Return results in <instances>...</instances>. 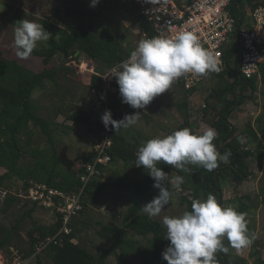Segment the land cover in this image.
<instances>
[{"label":"trees","instance_id":"1","mask_svg":"<svg viewBox=\"0 0 264 264\" xmlns=\"http://www.w3.org/2000/svg\"><path fill=\"white\" fill-rule=\"evenodd\" d=\"M69 1L62 0V4L66 6L65 16H60L62 10L56 6L54 15L51 14L40 21V24L50 34H60L59 38L49 40L47 45L35 49L32 53L43 58V68L40 72L31 71L15 60L3 58L0 52V168L7 170L6 173L0 175V187L6 188L10 193L9 196L0 200V213L2 214H6L13 206L19 204L20 200L17 194L28 192L34 184L44 183L50 188L69 193L81 190L84 185L81 175L88 172L85 165L94 160L95 153L93 152L82 156L84 163L82 167L75 168L73 164H66L56 145L55 131L59 125L39 114V108L33 99L34 92L37 89H46L47 83L58 87L57 76L61 72L65 73L62 68L60 70L59 68L58 70L47 68L46 66L51 60L61 57L65 62L68 60L80 62L83 57L94 61L96 70L102 73L128 59L134 50L130 44L128 32L124 29L116 30L113 27V20L109 21L112 27L101 25L100 18L103 11L112 4L120 5L123 13L128 15L131 22L140 30L143 39L155 37L153 26L142 14L134 0H103L99 8L87 9H75ZM176 1L179 5H189L194 0ZM243 1L236 0L231 5V10L237 18L240 17ZM245 2L244 7L254 8L257 6V3L252 0H245ZM17 18L18 22L21 21L19 16ZM98 26L99 29H97ZM78 52L79 55L76 56ZM236 52L237 50H230L227 54L230 59H234ZM232 63L233 66L231 65L223 74L209 77L192 90H186L180 78L176 80L183 93V101L177 105V110L183 116V121L177 128L166 131L167 135L185 127L196 133L194 130L196 125L192 122L189 111V98L197 92V89L203 88L205 83L212 81L215 85L206 99L207 104L204 106L201 119L216 131L217 136L213 143L216 145L217 151L224 154L231 150L229 160L226 163L221 162L220 166L211 172L199 165L188 164L185 166V170H181L167 165L163 161L157 163V167L168 173V178L173 173H178L182 177L183 182L179 183L177 187L190 190V194L182 197L181 203L185 206L184 212L191 211L193 199H206L209 194H213L217 201L224 206L223 187L230 182L237 189L251 175L249 171L250 159L255 152L253 149H246L248 146L246 143H254L258 153L263 154V145L259 141L256 131L251 125L238 130L231 122V115L236 106H240L246 100L255 99L259 90V82L264 85V64L260 68L261 80L259 81L256 77L246 79L242 76L239 59L235 58ZM85 80L93 93L96 94L104 90V83L98 76L88 75ZM109 101L112 114L120 116L122 119L120 105L116 99H113V93H109ZM90 109L91 107H88L87 110L76 109L70 113L67 120L85 126L99 137L104 125L96 123ZM59 114L60 111L56 110L54 117H58ZM257 121L259 130L264 134L261 127L264 120L258 118ZM37 135L46 136L49 147L46 150H41L39 147L34 148L32 152L29 149H33V139ZM111 136L113 146L108 151L112 157V163L123 161L125 169L130 172V175L125 180L120 169L109 167L111 164L100 166L102 175L94 176L84 188L82 193L84 208L81 212V215L87 216L90 205L101 208L104 205L101 200L110 189L116 191L117 198H121L125 192L134 193L133 204L122 217V226L106 224L99 219L96 221L100 226L96 233L111 244L110 248L97 256L91 250L75 243L79 237L75 222L74 231L70 235L60 236L57 238V243L53 242L41 249L40 247L43 246L47 238L58 234L62 222L55 215L56 220L52 224H39L34 216L37 210H41L42 207L26 202L22 205L26 207V210L21 207L24 212L19 215L15 224L6 228L0 223V252L5 251L11 254L10 249L15 247L22 258L34 257L37 264H45V262L50 264H105L111 255L116 256L118 264H131L125 259L130 256L134 258V262L138 261L140 264H168L162 255L170 245V241L166 239V227L159 219L149 218L142 211V206L159 193L153 187L154 180L147 174L148 170L136 167L140 140L136 139L135 143L130 142L123 129L117 133L113 130ZM26 154L32 155L36 162L33 166L20 167L21 160ZM63 164L67 166L66 169L62 167ZM106 167L111 170L110 174L113 170L117 177L108 179L106 174L109 169L107 170ZM13 178L23 180V186L16 187L11 184L6 186L7 181H12ZM262 197L264 205V194ZM246 198L250 201L249 196ZM115 200L109 201L104 206L112 210ZM242 201L243 199H240V202ZM240 205L241 211L249 208L243 202ZM27 218L31 220L33 229L28 232V248L24 250L19 248L23 242L21 224ZM85 223L89 228L93 227L91 218ZM133 235L138 236V240H135ZM142 239H147L149 245H143ZM224 244L227 246V241H224ZM216 258L219 264H248L246 259L237 256L232 258L229 253L218 252ZM256 264H264V258L257 256Z\"/></svg>","mask_w":264,"mask_h":264},{"label":"rangeland","instance_id":"2","mask_svg":"<svg viewBox=\"0 0 264 264\" xmlns=\"http://www.w3.org/2000/svg\"><path fill=\"white\" fill-rule=\"evenodd\" d=\"M102 1L103 0H100L96 7L90 6L91 0H70L69 2L75 9H87L99 8V5ZM56 6H59L62 10L60 16H65L66 6L62 4V0H0V52L2 53V57L8 60H15L31 71L40 72L43 68L42 57L32 54L27 60H21L15 54L16 50L13 47V43L15 28L18 26L17 16H19L21 20L28 19L40 24L42 19L49 17L51 14L54 15V9ZM110 20L114 21L113 27L116 30L124 29L127 31L131 37V46L137 47L138 42L142 40V33L139 30H136L137 27L131 22V18L123 13V10L119 4H112L103 11L100 21L107 23ZM99 28L100 27L98 26L97 29ZM59 36L60 34L51 33L49 40L53 38L57 39ZM49 40L38 42L36 49L47 45ZM239 53L240 51L237 50L236 54L238 55ZM84 60L89 59L81 57V61ZM72 62L74 63L73 60H68L65 62L61 57H55L52 59L49 65L46 66L47 68H56L57 70L58 68L59 70L62 68V70H65V73L61 72V74L57 76L59 86L54 87L53 85L47 83L46 89H37L34 92L33 99L39 108V114L59 125L55 131V138L60 156L63 158V160H65L66 164H73L75 168H79L84 165L82 156L94 152L92 147L94 134L85 126L74 124L72 121H68L67 117L76 109L82 108L87 110L88 105L91 106L93 104V99L95 96L94 93L88 88L87 81L85 80L86 77L91 74H83L79 69L80 62H75L76 65H74ZM214 85L215 84L212 81L207 84L205 83L203 88L197 89V93L190 99L189 111L191 112L192 122H194L196 125L194 130L198 134H202L208 128H211L209 125L205 124L201 118L203 115L204 106L207 104L206 99L212 92V87ZM117 87L118 84L115 80L111 90L114 92L117 90ZM182 101L183 93L181 86L179 84H172L169 90L157 96L153 102L146 107V109H133L131 114L140 112L141 118L137 125L123 129L124 132H126L125 135H134L133 138L140 140V144L143 146L148 140L155 138L154 135L156 133H166L165 130H162L161 132L160 125L170 129L177 128L181 121H183V116H181L180 112L177 110V105ZM153 104L154 106L156 105V107L160 108V111L163 113L157 112V109L153 106ZM91 107L93 108V106ZM56 110L60 111V114L55 118L54 112ZM127 110V108H121L123 117L126 115ZM96 117L97 116L94 115L93 118L96 120ZM258 118H262L264 120V85L261 82H259V90L256 93L254 100H246L243 104L234 108V112L231 115V122L238 130L245 129L248 127V125H251V127L259 136V141H261L263 145V154L260 155L258 153L257 146L254 143L251 144L243 141L248 145L246 149H253L255 152L250 159L249 171L251 172V175L248 176V178L237 189L230 182H228L223 187L224 206L235 207L238 212L246 214L248 232L254 237L251 245L239 250L232 248L226 237L224 238V241H227V247H229L228 253L232 258L235 256L244 258L248 261V264H256L257 256L264 258V205L262 203V196L264 194V134L261 132V130H259V124L257 121ZM261 127L264 131V124ZM129 139L133 141L131 137H129ZM38 147L41 150H46L49 147L46 136H35L33 139V149L29 150L34 151V148ZM35 162L36 159L32 155L26 154L21 160L20 167L33 166ZM111 166L120 168L123 179H128L130 172L125 169L124 163H112L109 167ZM62 167L65 169L67 168V166L64 164ZM109 167H106V169L108 170ZM6 171L7 170L5 168H0V175H3L6 173ZM114 177H117V175L112 170L108 179H113ZM177 177L181 176L178 173H173V175L168 178V186L170 191L174 193L170 205L163 209L159 216L154 217L159 219L161 222L164 216H180L184 212L185 206H183L181 203L182 197L190 194V190H187L184 187H177L180 183L177 181ZM23 183V180L13 178L12 181H7L6 186L11 184L16 187H22ZM157 192L159 193L158 189ZM24 193L25 192H22L21 194ZM9 195L10 193L6 188L0 187L1 200ZM246 196L250 197V201H248ZM132 198H134L133 192H125L122 194L121 198H117L116 191L114 189L108 190L104 198L101 200V203L107 205L109 201L114 199H116V202L113 208L115 210L114 216L111 218H106L107 223L114 224L118 227L122 226V217L126 213L127 209L133 204ZM240 199H243L242 202L249 206L248 210H240V204L242 203L240 202ZM21 207L23 206L19 202V204L17 203L15 206H13V208L6 214L0 213V223L6 228H10L12 224L16 223L19 215L23 214L24 211L21 210ZM23 208L25 209L26 207ZM102 210L103 212H106L104 208H102ZM98 211L101 214L102 211H100V209ZM34 217L41 225L52 224L56 220L54 218V212H48L42 209H38ZM93 217L94 216H90L94 228H81L83 232L78 230V236L81 241L79 245L91 250L98 256L102 254L104 250L110 248L111 244L96 233V230L99 229L100 226L94 225L98 223L96 222L97 219L95 220ZM21 227L23 228V242H21L19 248L27 250L28 232L33 229L31 220L29 218L24 220L21 224ZM133 238L138 240V236H134ZM141 243L145 246L149 245L147 239H142ZM14 249L15 247L11 248V250ZM0 253H2V251ZM13 254L14 253H6L8 257H12ZM14 258L20 260L19 257L15 256ZM125 259L131 264H140L138 261L134 262V258L132 256ZM22 260V264H37V260L34 257H25L22 258ZM45 264L50 263L45 262ZM105 264H118L116 256L111 255L108 257Z\"/></svg>","mask_w":264,"mask_h":264},{"label":"clouds","instance_id":"3","mask_svg":"<svg viewBox=\"0 0 264 264\" xmlns=\"http://www.w3.org/2000/svg\"><path fill=\"white\" fill-rule=\"evenodd\" d=\"M99 2L91 0L90 6L96 7ZM50 37L43 25L28 19L19 21L13 43L16 56L27 60L38 42L48 41ZM219 71L217 56L202 47L195 34L180 31L175 36L139 41L129 58L114 67L110 76L116 79L122 103L133 109H146L179 78ZM140 118L141 113L136 112L115 120L111 110H106L101 117L105 128L111 126L116 133L137 125ZM216 136L212 128L198 134L185 127L165 137L152 138L139 148L136 167L147 169L154 180L153 187L159 190L157 196L142 206L149 218L159 216L174 195L168 186V173L157 167V163L163 161L181 170L188 164L199 165L211 172L231 156V150L224 154L217 151L213 143ZM177 181L183 182L181 177ZM162 223L167 230L166 239L170 241L162 254L168 264H219L216 254L229 251L223 242L225 237L237 250L251 245L254 239L248 232L246 214L235 207L222 206L213 194L206 199H193L191 211L180 216H164Z\"/></svg>","mask_w":264,"mask_h":264},{"label":"built area","instance_id":"4","mask_svg":"<svg viewBox=\"0 0 264 264\" xmlns=\"http://www.w3.org/2000/svg\"><path fill=\"white\" fill-rule=\"evenodd\" d=\"M134 1L153 26L155 37L175 36L180 31L192 32L202 47L211 50L217 56L219 72H212L206 76L188 74L180 78L186 90L197 88L211 76L223 74L231 65L233 66L235 58L240 60V72L243 77L246 79L256 77L261 80L260 68L264 64V0H252L257 3L254 8L244 7L243 4L246 3L244 0L239 18L231 10V5L236 0H194L189 5H179L175 0ZM230 50H239L240 53L236 54L234 59H230L227 54ZM113 68L101 73L96 70L95 63L91 60L81 61L79 65L83 74L96 75L104 83V90L94 93L95 98L91 105L93 108L90 109L97 116L96 123L102 125L104 124L101 117L106 110H110L109 93H113L111 88L116 80L110 76ZM113 118L121 120L120 116L113 115ZM113 130L115 129L111 126L109 129L104 126L99 137L94 134L92 147L95 156L92 163L85 165L88 172L81 175V181L84 183L81 190L69 193L50 188L46 184H34L28 192L17 194L22 205L26 202L37 204L43 210L54 212L57 219L60 218L62 222L58 234L47 238L41 249L53 242L57 243L58 237L70 235L74 231V223L84 208L82 200L84 188L94 176L102 175L100 166L112 164L108 150L113 146L111 136ZM4 252L0 253V264H22V255L16 249L11 250L14 253L12 257H8ZM15 256L20 260L14 258Z\"/></svg>","mask_w":264,"mask_h":264},{"label":"crops","instance_id":"5","mask_svg":"<svg viewBox=\"0 0 264 264\" xmlns=\"http://www.w3.org/2000/svg\"><path fill=\"white\" fill-rule=\"evenodd\" d=\"M101 25H103V26H111L110 25V23L109 22H105V23H103L102 22V24ZM100 25V26H101ZM112 27V26H111ZM136 30H139V29H136ZM140 31V30H139ZM142 39H143V37H142ZM130 40H131V37H130ZM133 47V46H132ZM134 49L136 48V47H133ZM79 55V52L76 54V56H78ZM73 63V62H72ZM74 65H76V63H75V61H74V63H73ZM71 67V66H70ZM73 68V67H72ZM177 84V81H175L174 83H173V85H176ZM117 90H115L113 93V99H116L117 101H118V103H119V105H120V108H127L128 110H127V112H129L130 114L133 112V108H131L129 105H127V104H124V103H122V101H121V97H120V94H119V87H117L116 88ZM197 93V92H196ZM195 93V94H196ZM194 94V95H195ZM193 97V95L189 98V110H190V99ZM153 102V101H152ZM151 102V103H152ZM153 106H154V104H153ZM88 107H91V106H89L88 105ZM157 110V112H161L160 110V108H158V107H156V105L154 106ZM126 112V113H127ZM161 113H163V112H161ZM190 114H191V112H190ZM153 117H154V115H153ZM179 120H181V119H179ZM191 120H192V116H191ZM160 128H161V132H162V130H165V131H169V129L170 128H168V127H163V125H160ZM123 132H124V130H123ZM124 133H126V132H124ZM160 132H158V133H156L155 135H154V137H157V136H160V137H165V136H167V133H163V134H159ZM133 136L134 135H132V136H128V140L130 141V142H133V143H135L137 140L135 139V138H133ZM129 137H131L132 139H133V141H131L130 139H129ZM140 143H141V141H139ZM140 146H141V144H140ZM124 163L123 161H120V163ZM118 169H120V168H118ZM111 170L109 169L108 170V172H107V177H109V175H110V172ZM104 181H106V179H104ZM90 208H88V209H90V210H88L87 211V213H88V215L87 216H83V215H81L80 214V216L77 218V220H76V227L78 228V230H80V231H82L81 230V228H86V227H88L87 226V223H85V222H87V218L89 217V215L90 216H94L93 218L96 220H101V221H103V223H106V224H108L107 223V221H106V218H111V217H113L114 216V213H115V210L114 209H112V210H109V209H107L104 205L100 208V207H96L95 205H90L89 206ZM102 208H104L105 209V211H106V213L105 212H103V210H102ZM100 209V211H102L101 212V214H100V212L98 211ZM94 210V211H93ZM96 212V213H95ZM96 220V221H97ZM93 223V222H92ZM94 223H96V222H94ZM111 224V223H110ZM94 225H97V224H94ZM90 228H94V226L93 227H90ZM83 232V231H82ZM75 243H77V244H79V243H81V241H80V238L78 237L76 240H75Z\"/></svg>","mask_w":264,"mask_h":264}]
</instances>
